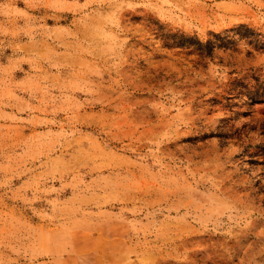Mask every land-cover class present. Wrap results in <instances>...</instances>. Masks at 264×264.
<instances>
[{
  "label": "rangeland",
  "instance_id": "1",
  "mask_svg": "<svg viewBox=\"0 0 264 264\" xmlns=\"http://www.w3.org/2000/svg\"><path fill=\"white\" fill-rule=\"evenodd\" d=\"M0 264H264V0H0Z\"/></svg>",
  "mask_w": 264,
  "mask_h": 264
}]
</instances>
